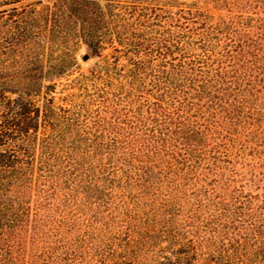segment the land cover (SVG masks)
<instances>
[{"label":"rangeland","instance_id":"374dc122","mask_svg":"<svg viewBox=\"0 0 264 264\" xmlns=\"http://www.w3.org/2000/svg\"><path fill=\"white\" fill-rule=\"evenodd\" d=\"M77 1L46 55L0 61L50 72L33 100L87 154L14 264H259L244 216L264 214V0ZM66 3L0 0V31Z\"/></svg>","mask_w":264,"mask_h":264},{"label":"trees","instance_id":"16d2710c","mask_svg":"<svg viewBox=\"0 0 264 264\" xmlns=\"http://www.w3.org/2000/svg\"><path fill=\"white\" fill-rule=\"evenodd\" d=\"M65 5L66 8L60 14L35 12V17L31 19L13 20L5 34L0 31V61L15 54L27 62L37 61L40 56L46 55L47 49L57 45L53 38L61 27V14L67 10L75 16L72 6H81L77 0H67ZM44 21L47 26L42 24ZM32 37L42 38L47 42H38L37 46H32ZM63 49L73 62L72 51L68 47ZM40 66L39 69L35 68L33 76L19 75L16 71L11 78L4 76L0 69V264H14L15 253L22 249L23 233L32 238L42 229L43 225L39 223L42 220L36 218V212L46 205L53 192L62 188L58 179L64 178L67 181L76 170H84L87 158L85 152L84 156L74 153L79 149L75 146L78 141L58 140L53 123L59 122L60 118L53 99L45 98L42 106H37L33 100V96L38 95L43 87L45 75L50 73ZM48 88L47 86L46 89ZM7 93L15 97L11 98ZM72 126L73 124L68 126L71 133ZM75 176L82 177L77 173ZM33 210L35 213H32ZM234 216H237L236 213L231 212L230 218ZM244 217L251 224L254 239L259 244L254 252L257 253L254 262L264 264V214H245ZM180 263L181 260L170 257L158 264Z\"/></svg>","mask_w":264,"mask_h":264},{"label":"water","instance_id":"95a60500","mask_svg":"<svg viewBox=\"0 0 264 264\" xmlns=\"http://www.w3.org/2000/svg\"><path fill=\"white\" fill-rule=\"evenodd\" d=\"M82 60H83V61L88 60V55H84V56L82 57Z\"/></svg>","mask_w":264,"mask_h":264}]
</instances>
